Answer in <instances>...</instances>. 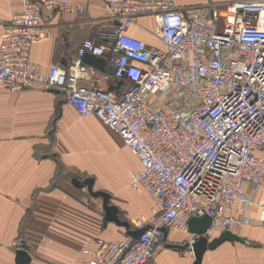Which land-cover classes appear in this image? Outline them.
<instances>
[{
    "label": "built area",
    "instance_id": "obj_1",
    "mask_svg": "<svg viewBox=\"0 0 264 264\" xmlns=\"http://www.w3.org/2000/svg\"><path fill=\"white\" fill-rule=\"evenodd\" d=\"M103 2L107 24L71 66L57 63L44 73L31 55L45 15L85 11L82 0L26 1L0 42L1 86L63 93L79 115L116 131L141 161L131 187L154 197L155 218L137 223L146 229L139 238H98L85 251L87 264H156L164 229L189 231L193 218L212 219L211 238L264 227V0L186 11L176 0ZM146 16L155 19L163 46L128 32ZM86 53L115 69L127 85L120 97L81 83Z\"/></svg>",
    "mask_w": 264,
    "mask_h": 264
},
{
    "label": "crops",
    "instance_id": "obj_2",
    "mask_svg": "<svg viewBox=\"0 0 264 264\" xmlns=\"http://www.w3.org/2000/svg\"><path fill=\"white\" fill-rule=\"evenodd\" d=\"M26 1L0 0V42L5 23ZM233 1L238 0H176L184 11ZM82 2L85 11L45 15L47 26L31 55L42 72L57 63L71 66L83 43L96 40L105 28L103 0ZM128 32L149 46H163L153 17L138 18ZM84 64L83 85L118 97L127 89L108 68ZM141 169L139 157L116 131L95 116L79 115L63 93L34 89L13 93L0 85V264H16L23 242L31 255L27 264H87L90 257L85 251L94 248L98 238L130 235L126 227L106 220L103 198L77 188L74 177L93 178L95 191L111 194V204L131 230L138 229L139 221L151 222L156 216L154 197L131 187V174ZM233 233L240 240L208 250L201 264H264V227L246 225ZM194 237L189 231H176L169 233L167 242L183 244ZM154 262L194 264L195 256L190 250L165 246Z\"/></svg>",
    "mask_w": 264,
    "mask_h": 264
},
{
    "label": "water",
    "instance_id": "obj_3",
    "mask_svg": "<svg viewBox=\"0 0 264 264\" xmlns=\"http://www.w3.org/2000/svg\"><path fill=\"white\" fill-rule=\"evenodd\" d=\"M83 62L101 69L108 68V72L113 75L115 74V69L112 66L109 65L107 67V60L104 57H96L91 53H86L83 57ZM122 83L123 82H120V84ZM72 181L77 188H86L92 197L103 198L105 217L107 221L115 222L120 226L126 227L129 230L130 235L134 238H139L145 232L146 229L131 230L129 223L120 219V210L117 208V206L111 204V194L104 191H95V181L93 178L80 180L74 177ZM211 222L212 219L209 216L204 218H193L189 223V233L195 237L183 244L167 242L169 232L167 229H164L166 247L184 251L192 249V252L195 256L194 264H201L204 254L208 250L216 249L219 245L226 241L240 240V237L231 231L224 232L218 237L211 238L207 233V230L211 226ZM30 261L31 255L29 253V247L25 242H23L22 247L17 250L16 264H27Z\"/></svg>",
    "mask_w": 264,
    "mask_h": 264
}]
</instances>
